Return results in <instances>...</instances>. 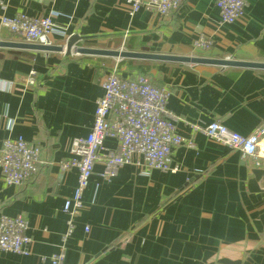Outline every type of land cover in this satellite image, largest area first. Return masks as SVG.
<instances>
[{
  "label": "crops",
  "instance_id": "0c3cea01",
  "mask_svg": "<svg viewBox=\"0 0 264 264\" xmlns=\"http://www.w3.org/2000/svg\"><path fill=\"white\" fill-rule=\"evenodd\" d=\"M245 1V14L230 24L221 21L216 0H183L168 17L146 9L130 14L125 0H0V19L57 11L65 34L54 33L52 45L79 35L86 47L115 49L122 39L116 49L264 62V0ZM200 35L212 40L211 49L194 48ZM12 38L0 26V40ZM115 68L167 87L176 129L193 145L175 148L177 171L132 163L106 180L96 164L65 262L264 264V158L244 159L191 127L220 121L243 135L264 129V69L10 47H0V148L21 136L41 146L42 162L21 186L8 185L0 168V217L24 216L32 237L27 254L0 250V264H51L61 251L65 202L78 184V170L61 163L73 140L90 134L103 82ZM32 70L37 83L30 86ZM260 139L264 151V134ZM104 145L117 149L118 140L107 137Z\"/></svg>",
  "mask_w": 264,
  "mask_h": 264
},
{
  "label": "built area",
  "instance_id": "2783aa9c",
  "mask_svg": "<svg viewBox=\"0 0 264 264\" xmlns=\"http://www.w3.org/2000/svg\"><path fill=\"white\" fill-rule=\"evenodd\" d=\"M130 14L141 9L168 17L176 12L183 0H125ZM223 23H234L246 12L245 0H216ZM60 13L51 11L47 16H29L18 13L3 15L0 26L7 30L15 41L52 45L54 33L65 34L57 25L55 18ZM194 48L207 51L213 42L200 35L193 42ZM30 86L37 83V72L32 70L26 78ZM104 95L98 100L95 121L87 137L73 140L68 160L61 163L63 169L78 170V184L72 197L66 200L64 211L68 214V229L62 238L61 251L52 255L51 264L65 262V243L75 228V217L85 207L84 192L90 184L96 164L103 165L101 176L111 180L119 169L127 164H143L148 168L163 171H177L172 166L173 153L181 144L193 145L176 129L178 118L168 109L171 91L165 86L155 85L146 74L123 77L115 68L103 82ZM193 130L199 131L217 142L240 151L242 157L261 156L260 138L264 129L253 134H240L220 121L206 125L195 124ZM118 140V148H106L105 139ZM42 148L39 144L25 138L8 137L0 148V168L8 185L21 186L39 172ZM135 155L142 157L135 160ZM28 221L24 216L2 215L0 217V250L27 254L32 237L28 234ZM88 230V227H86ZM218 264H232L228 262Z\"/></svg>",
  "mask_w": 264,
  "mask_h": 264
},
{
  "label": "water",
  "instance_id": "95a60500",
  "mask_svg": "<svg viewBox=\"0 0 264 264\" xmlns=\"http://www.w3.org/2000/svg\"><path fill=\"white\" fill-rule=\"evenodd\" d=\"M81 38L82 37H80L79 35H72L67 41L66 45H47L40 43H30L25 41L0 40V47L46 50V51H63L65 49L67 54H70L71 52H75L77 54L104 55V56H114L120 58H145V59L177 61L183 63L215 64L220 66H237V67L264 69V62H260V61H243L232 58H212L205 56L164 55V54L137 52V51H124V50H116V49L86 47L78 44V41L81 40Z\"/></svg>",
  "mask_w": 264,
  "mask_h": 264
},
{
  "label": "rangeland",
  "instance_id": "374dc122",
  "mask_svg": "<svg viewBox=\"0 0 264 264\" xmlns=\"http://www.w3.org/2000/svg\"><path fill=\"white\" fill-rule=\"evenodd\" d=\"M121 42H122V39H116V40H115V45H114L115 47H114V48H115V49H116V48H119ZM100 45L104 46L105 44L103 43V44H100ZM99 48H102V47H99ZM116 50H119V49H116Z\"/></svg>",
  "mask_w": 264,
  "mask_h": 264
}]
</instances>
